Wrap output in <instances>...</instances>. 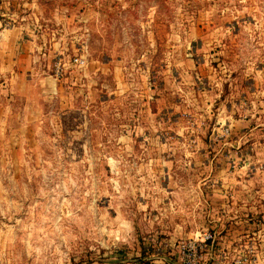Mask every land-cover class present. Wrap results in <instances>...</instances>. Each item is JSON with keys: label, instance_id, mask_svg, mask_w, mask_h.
Instances as JSON below:
<instances>
[{"label": "rangeland", "instance_id": "obj_1", "mask_svg": "<svg viewBox=\"0 0 264 264\" xmlns=\"http://www.w3.org/2000/svg\"><path fill=\"white\" fill-rule=\"evenodd\" d=\"M0 6L56 85L0 130V264H264V0Z\"/></svg>", "mask_w": 264, "mask_h": 264}, {"label": "crops", "instance_id": "obj_2", "mask_svg": "<svg viewBox=\"0 0 264 264\" xmlns=\"http://www.w3.org/2000/svg\"><path fill=\"white\" fill-rule=\"evenodd\" d=\"M13 17L14 14L2 10L0 6V130L9 129V117L19 96L28 97L25 93L34 91L51 97L56 90L55 83L43 77L45 71L39 72L33 66L34 43L24 39L27 27L4 25L13 21ZM29 103L26 100L24 106L33 111V105Z\"/></svg>", "mask_w": 264, "mask_h": 264}, {"label": "built area", "instance_id": "obj_3", "mask_svg": "<svg viewBox=\"0 0 264 264\" xmlns=\"http://www.w3.org/2000/svg\"><path fill=\"white\" fill-rule=\"evenodd\" d=\"M76 64H81L82 62L79 59H75Z\"/></svg>", "mask_w": 264, "mask_h": 264}]
</instances>
